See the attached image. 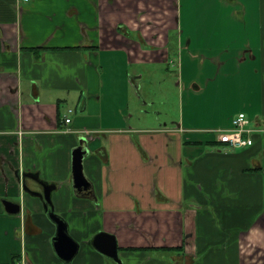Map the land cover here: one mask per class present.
Instances as JSON below:
<instances>
[{
    "label": "crops",
    "instance_id": "obj_1",
    "mask_svg": "<svg viewBox=\"0 0 264 264\" xmlns=\"http://www.w3.org/2000/svg\"><path fill=\"white\" fill-rule=\"evenodd\" d=\"M169 63L181 94L204 91L196 66L225 70L234 87L216 94L254 107L252 144L230 147L183 113L133 120L140 66ZM51 209L78 243L71 264H264V0H0V264H66ZM99 232L119 262L95 249Z\"/></svg>",
    "mask_w": 264,
    "mask_h": 264
},
{
    "label": "rangeland",
    "instance_id": "obj_2",
    "mask_svg": "<svg viewBox=\"0 0 264 264\" xmlns=\"http://www.w3.org/2000/svg\"><path fill=\"white\" fill-rule=\"evenodd\" d=\"M237 10L241 13L239 7ZM177 67L170 63L168 65L142 64L140 66L144 74L136 81L137 85L133 87L131 93V112L136 113L133 115V120L140 117L141 120H153L154 123L166 122L167 125H170L172 121H180V116L183 113L185 118L189 116L192 119L193 125L204 129L200 131L215 137L216 130L220 125L219 120L223 119L231 109L244 107L248 110L245 112L249 120L248 126L255 124V113L252 111L254 107L248 105L252 109L247 108L246 102L243 103V98L232 94L234 96L221 99L216 94L221 89L222 83L234 87L232 79L228 82L225 81V70L216 74L213 65L207 63L203 66V71L199 70L202 66H196L195 78L204 91L192 93L186 90L181 94L180 91L184 88L183 85L181 87V83L179 87L177 86L175 78ZM131 68H136V66H131ZM191 83V87L194 88L196 82ZM188 93L197 94V96L188 101ZM181 103H183V109ZM187 103L191 104L190 108L187 107Z\"/></svg>",
    "mask_w": 264,
    "mask_h": 264
},
{
    "label": "water",
    "instance_id": "obj_3",
    "mask_svg": "<svg viewBox=\"0 0 264 264\" xmlns=\"http://www.w3.org/2000/svg\"><path fill=\"white\" fill-rule=\"evenodd\" d=\"M87 151L88 150L86 149V147L80 144L73 150L72 153L73 186L77 190L82 188L84 190L90 186V183L84 176L82 168V159ZM38 182L42 186H44V192L42 194L44 195V199L46 202L44 203V205L47 208V204L50 205L49 192L52 186L41 182L40 180H38ZM25 188L31 193L41 195V193L30 190L26 186ZM3 203L9 211L17 212L20 209L19 204L11 202L9 200H3ZM49 214L51 219L57 225L56 235L54 237V248L58 256L62 258L66 262V264H71V260L75 252L77 251L78 243L68 235L64 220L60 216L55 214L52 209L50 210ZM92 243L96 250L115 260L116 262H119L116 241L112 235L105 232H99L93 238Z\"/></svg>",
    "mask_w": 264,
    "mask_h": 264
},
{
    "label": "built area",
    "instance_id": "obj_4",
    "mask_svg": "<svg viewBox=\"0 0 264 264\" xmlns=\"http://www.w3.org/2000/svg\"><path fill=\"white\" fill-rule=\"evenodd\" d=\"M28 1V0H23ZM69 118L65 117L64 121L69 122ZM249 121L244 113L240 112L232 118L231 126L225 129H217V140L228 144L230 147L239 148L252 144L249 136L253 131L249 126Z\"/></svg>",
    "mask_w": 264,
    "mask_h": 264
}]
</instances>
